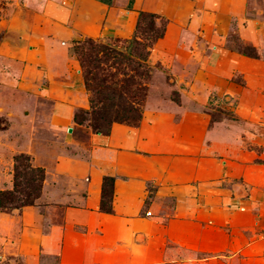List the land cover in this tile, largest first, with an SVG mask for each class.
<instances>
[{
	"label": "rangeland",
	"instance_id": "obj_1",
	"mask_svg": "<svg viewBox=\"0 0 264 264\" xmlns=\"http://www.w3.org/2000/svg\"><path fill=\"white\" fill-rule=\"evenodd\" d=\"M159 1L165 13L139 10L157 0H0V264H264V183L244 186L235 166L264 182V0ZM80 55L125 91L132 128L163 133L152 153L125 152L150 172L130 179L127 202L105 189L123 235L99 215L65 225L64 207L23 202L33 169L42 186L58 158L88 155L91 129L68 133L52 114L64 96L89 108Z\"/></svg>",
	"mask_w": 264,
	"mask_h": 264
},
{
	"label": "crops",
	"instance_id": "obj_2",
	"mask_svg": "<svg viewBox=\"0 0 264 264\" xmlns=\"http://www.w3.org/2000/svg\"><path fill=\"white\" fill-rule=\"evenodd\" d=\"M90 1L99 6L110 7L94 0ZM157 1V7L153 10L141 7L139 10L158 12V8H160L162 9L161 11L165 13L168 5H166L165 2ZM135 4H138V0H134V5ZM172 6H175V2H173ZM132 18L133 17H130V19ZM112 19L109 22H111ZM123 21H125V18ZM112 29L111 32L113 33L111 34L113 36L117 30L115 28ZM119 31L122 37L127 36V34L123 33V29H119ZM64 98L65 99H54L52 114L68 122L71 127L68 126L66 129H70L72 134L75 129L72 115L76 105H74L75 102L73 103L72 101L68 103L66 100L67 98L65 96ZM80 107L84 108L82 105ZM161 134L163 135L159 125L155 130L144 131L142 127L132 128L121 124H112L107 135L89 134L87 137V157L85 159L65 156L58 158L54 163L53 169L45 175L40 195L37 199L38 202L43 205L64 207L65 225H83L89 223L90 218L99 215L102 217L101 220H106L112 224L114 232L120 235L125 234L126 232L123 230L124 223L122 219L116 220L112 215L99 212L101 180L103 177L113 178V199L117 197L120 199V202H127L133 190V186L131 187L129 185L130 179L137 177V174L140 172L146 174L150 172L148 170V161L144 162L143 160L135 159L126 155L125 152L133 150L142 151V149L139 148V146H142V148L145 149L143 152L152 150L149 151L152 153L156 148V146L152 144V141L158 138V136L160 137ZM142 138H146L147 141L150 142H145ZM242 162V158L236 159L235 166L242 168V182L246 183L243 184L244 186L249 188V186H259L261 183H264L263 179L257 176L256 172L259 171L256 168L253 166H245ZM167 163L168 162L165 160L156 162L160 170L166 169L169 164ZM225 165V171H229L231 162L225 161ZM228 173L229 176L230 171ZM121 178L122 180H120ZM258 192L260 191L258 190ZM261 195L262 193H260V196ZM115 263L116 261L108 262V264Z\"/></svg>",
	"mask_w": 264,
	"mask_h": 264
},
{
	"label": "trees",
	"instance_id": "obj_3",
	"mask_svg": "<svg viewBox=\"0 0 264 264\" xmlns=\"http://www.w3.org/2000/svg\"><path fill=\"white\" fill-rule=\"evenodd\" d=\"M105 6H110L112 0H94ZM133 0H128L127 8H130ZM143 12L137 13V20L142 17ZM149 17H155L153 14H148ZM137 27V23H136ZM161 34L157 37L160 38ZM89 42V40H87ZM75 51V49H74ZM71 54V50H69ZM75 55L76 52H73ZM72 55V54H71ZM79 65L83 71V87L89 94V108L88 110H75L72 115V121L74 124L81 126L86 125L91 129L92 134L107 135L110 126L115 124H121L128 127H137L140 121V113L133 106L132 101L125 96V91L117 90L114 86H105L104 79L98 77L96 69V59L88 57L78 56ZM34 174L38 177V185L32 188V191L25 193L23 202L26 206H31L39 197L41 190V182L44 178L43 171L41 169H33ZM32 184V182H31ZM113 178L103 177L101 180L100 188V201L99 211L104 214H111L112 209L110 204L107 205L104 202L105 189L109 190L108 196L112 193ZM3 194L0 192V208H6L1 201ZM109 202V201H108ZM20 206V205H19ZM13 209H17L13 207Z\"/></svg>",
	"mask_w": 264,
	"mask_h": 264
},
{
	"label": "water",
	"instance_id": "obj_4",
	"mask_svg": "<svg viewBox=\"0 0 264 264\" xmlns=\"http://www.w3.org/2000/svg\"><path fill=\"white\" fill-rule=\"evenodd\" d=\"M67 132L69 133L70 132V129H67Z\"/></svg>",
	"mask_w": 264,
	"mask_h": 264
}]
</instances>
